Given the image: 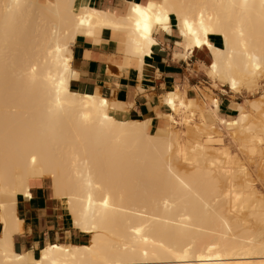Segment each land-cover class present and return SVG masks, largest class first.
<instances>
[{
	"label": "bare ground",
	"instance_id": "bare-ground-1",
	"mask_svg": "<svg viewBox=\"0 0 264 264\" xmlns=\"http://www.w3.org/2000/svg\"><path fill=\"white\" fill-rule=\"evenodd\" d=\"M146 2H129L125 15L118 18L81 0H19L21 7L11 13L5 5L15 0H0V264L264 262V202L244 163L215 147L221 141L212 137L215 126L206 123L209 115L219 126L229 125L242 149L254 155L264 145L263 102H248L253 113L259 111L260 118L254 115L257 122L239 103L232 107L234 117L224 119L220 101L206 102L207 116L202 110L198 115L203 128L194 125L200 139L192 136L197 140L188 145L173 127L181 124L175 118L179 114L189 123L196 107L185 86H175L162 96L169 112L157 114L162 120L153 132L149 118L118 119L112 114L117 105L98 93L69 90L70 81L77 77L72 45L77 36L93 39L76 31L81 13L95 12L102 20L120 25L97 28V38L102 30H111L124 59L137 57L142 62L156 43L138 57L137 38L127 17L132 4ZM151 2L167 6L169 17V31L154 30L153 40L157 31L170 34L174 24L183 50L180 58L205 51L206 74L215 85L235 95L258 90L264 82L261 0H247L248 7L241 6L244 0ZM201 13L208 28L203 37L207 42L187 48L182 20L198 26ZM212 36L220 38V46L209 42ZM214 63L215 76L210 74ZM254 63L260 67L254 69ZM232 79L240 84L239 90L231 88ZM169 95L184 100L185 108L179 109L177 102L173 113L165 103ZM32 179L50 182L52 195L63 202L70 217V228L87 237L86 244L54 242L36 258L31 252L14 250L12 238L23 232L16 198L32 199Z\"/></svg>",
	"mask_w": 264,
	"mask_h": 264
},
{
	"label": "crops",
	"instance_id": "crops-1",
	"mask_svg": "<svg viewBox=\"0 0 264 264\" xmlns=\"http://www.w3.org/2000/svg\"><path fill=\"white\" fill-rule=\"evenodd\" d=\"M81 1L82 4L102 9L118 18L125 15L129 2H141V0ZM175 29L174 24H171L170 34L161 31L154 33L156 44L152 47L151 54L142 58V62L137 57L124 59L122 53L118 52L120 48L118 37H114L111 30H102L99 39H96L98 43L85 36H77L79 41L75 39L74 46L72 45V68L77 77L70 81L69 90L77 94L98 93L117 105L118 108L112 114L118 119L149 118L150 131H154L161 123L162 119L157 117V114L169 112L162 104L161 98L173 91L175 86H185L188 96L193 98L195 92L191 88L201 90L203 86L211 90L222 102L227 101L224 95L228 93H223L219 88L218 93L213 90L211 81L205 75L208 62L205 51L194 52L187 58L178 56L183 50ZM209 40L213 46L221 45L217 36H212ZM221 116H227V113ZM29 189L31 200L25 201L21 196L16 198V214L18 218H22L23 232L14 234L12 238L14 250L19 253L31 252L32 257L36 258L47 244L54 242L83 244L81 240L85 238L84 235L70 228L66 208L62 201L52 195L47 180L32 179L29 181ZM2 229L0 223V238Z\"/></svg>",
	"mask_w": 264,
	"mask_h": 264
},
{
	"label": "snow or ice",
	"instance_id": "snow-or-ice-1",
	"mask_svg": "<svg viewBox=\"0 0 264 264\" xmlns=\"http://www.w3.org/2000/svg\"><path fill=\"white\" fill-rule=\"evenodd\" d=\"M242 7H248L247 0H244V3L241 5ZM21 7L19 0H15V3L10 5H5L6 12H13L15 9H19ZM261 7L264 8V0H261ZM167 6L165 5H157L156 3L151 2V0H148L145 4L141 3H135L132 4L129 8V15L127 17V20L130 22L131 26L133 27L134 34L136 36V48L135 52L137 56H142L144 52L147 50V48L156 43L155 40L152 39V34L154 30L162 28L163 31L168 32V23H169V17H168V10H166ZM95 17V22L93 18ZM109 26L113 28L120 27V25L113 24L110 22H107L106 20H102L100 15L95 12H89V11H83L81 15L77 18L76 23V31L80 32L83 31L87 36L96 39L97 33L96 29L102 26ZM208 28L205 25L203 14L201 13V17L199 20V24L195 22H190L187 18H184L182 20L181 24V35L186 37V47L187 48H194L199 47L202 44L206 43L207 41L204 40V36L207 35ZM241 35H243L241 33ZM57 53L61 51L59 47L56 49ZM260 65L254 63L253 68H259ZM65 68L67 69V63L65 62ZM213 72L210 73L211 75L215 76L217 75V64H212ZM34 71V70H33ZM221 80L223 81V77H221ZM61 86H63L64 81L61 79L60 81ZM231 88L233 90H239L240 84L237 82V80L232 79L231 80ZM177 102L179 103V109L185 108V101L180 99L179 97L169 95L165 103L169 105L175 113L177 111ZM101 104L107 105V101H101ZM189 108L192 107L191 102L187 105ZM195 115V114H193ZM105 119H108L105 117ZM171 119V117H170ZM33 163H35V157L32 158ZM89 204H91V197H89ZM103 204L105 207L108 206V201L104 200ZM147 255V253H145ZM181 258V257H178ZM45 259L47 257L45 256ZM41 264H43V260L41 261ZM264 264V262H262Z\"/></svg>",
	"mask_w": 264,
	"mask_h": 264
},
{
	"label": "rangeland",
	"instance_id": "rangeland-1",
	"mask_svg": "<svg viewBox=\"0 0 264 264\" xmlns=\"http://www.w3.org/2000/svg\"><path fill=\"white\" fill-rule=\"evenodd\" d=\"M205 75L207 76V74H206V68H205ZM209 80L211 81V85H212L211 88L213 90H216L217 93L219 92L217 90V88H219L220 90H222L223 93L224 92L228 93V95H224L225 98L227 99V101L225 100V101L222 102L219 97L213 95V93L211 92V90H209L207 88H203V86H201V90L198 89V88H191L193 90V92H195L196 107L194 108L195 110L193 109V113H192V114H195V115H193L191 117L192 119H191V121L189 123H186L183 120V114L176 115L175 116L176 120L179 121V122H181V124L179 123L178 126H173L174 129L176 127V130H180V136H181V138L183 137L182 139L184 140L185 143H187V144L190 143L188 145H191L197 139H200L196 135L197 134V130H194V128H196L198 126H200V127L202 126L201 123H200V120L198 118V115L200 113L199 111L202 110V113H204V115L207 116V114H206L207 112L205 110L210 106V105L207 106L208 105L207 103L211 104L212 99H217L218 101H220L222 114L223 113H227V116L228 117H231V118L234 117V113H233L232 107L236 103H239V104H241L244 107V111H246V113H248L249 115H252V116H250V118L252 120L254 119V121L257 122V120L260 118L259 117L260 116L259 111L257 113L255 111V113H253L254 110H252L251 108H249L250 107L249 106V103H250V101H255V102H263V104H264V98H263V100L260 99V95H264V82L261 83L259 85L258 90L255 91V92H253L252 94L242 92L239 95H235L233 93H230L226 87H221L219 85L217 86V85H215L213 83V81L211 79H209ZM261 106H262V108H264L263 105H261ZM204 107H205V109H203ZM262 108H261L260 112H263L264 111V109H262ZM255 114H257L259 118H257L256 116H254ZM187 116H189V115H187ZM227 116H221V117L224 118V119H228ZM184 123H186L187 126ZM206 123L213 124L215 126L214 127V132L215 133L212 134V137L214 136L213 138L215 140L221 141V142H217L215 147L216 148H219L218 146H220L219 149H222L223 148V150L225 149L224 151L227 150L226 152L229 153L230 156H232L231 157L232 159H236L240 163H242V162L244 163V164L243 163L242 164L245 166V168L247 169L248 173L250 174V177H251V179L253 181V186H254V188L258 192V196H259L258 198H259V200H262L264 202V153H263L264 152V145L261 144L262 145L261 148H263L261 150H263V152H261V150H260L256 154L251 155L250 153H248L249 152V151H247L248 149H246V148H243L242 149L241 142H237L239 140L238 139H235L236 137L234 138V135H231V133L233 131H231L229 125H227L226 127L219 126L217 122H214V120L212 119V117L209 118V115L207 116ZM191 125H193V126H191ZM185 126L186 127L190 126V127L186 128ZM191 127H193V130H192ZM190 128H191V130H190ZM201 128H203V126ZM228 133H230V134H228ZM192 136H196L197 139L195 138L196 140H194V137H192ZM201 137L203 138V134H202ZM238 143L240 145H238ZM187 144H185V145H187ZM217 144H219V145H217ZM47 183L50 186V182L47 181ZM50 191H51V189H50ZM68 222L70 223V217H68ZM81 243L86 244L87 243V237H85L83 240H81Z\"/></svg>",
	"mask_w": 264,
	"mask_h": 264
},
{
	"label": "trees",
	"instance_id": "trees-1",
	"mask_svg": "<svg viewBox=\"0 0 264 264\" xmlns=\"http://www.w3.org/2000/svg\"><path fill=\"white\" fill-rule=\"evenodd\" d=\"M172 20H174L173 18H172ZM174 28H175V26H174ZM175 31H176V29H175ZM151 132H153V131H151ZM20 215V214H19Z\"/></svg>",
	"mask_w": 264,
	"mask_h": 264
}]
</instances>
